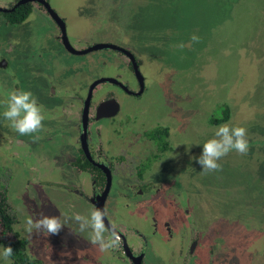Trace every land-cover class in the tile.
Wrapping results in <instances>:
<instances>
[{"label":"flooded vegetation","instance_id":"af4514ba","mask_svg":"<svg viewBox=\"0 0 264 264\" xmlns=\"http://www.w3.org/2000/svg\"><path fill=\"white\" fill-rule=\"evenodd\" d=\"M53 1L0 0V175L15 226L19 211L34 221L41 214L62 221L74 214L86 216L83 233L82 222L73 219L58 235L41 232L44 256L52 257V248L61 251L55 256L54 250L50 258L58 262L94 258L97 264H235L233 253L231 260L220 262L213 227L209 223L208 229L195 212L186 183L190 165L186 161L178 173L170 167L174 146L169 128L159 125L143 133L152 145L144 156L134 152L133 139L119 147L128 120H119L123 98L140 99L149 89L145 60L127 44L70 35L68 20ZM19 28H26V34H16ZM3 32L7 38L1 37ZM8 42L11 47L5 51ZM28 43L31 50L25 52ZM37 49L44 52L43 61L33 60L30 71L17 77L16 57L22 61ZM20 89L31 91L43 106L44 130L33 135L21 136L3 117L9 94ZM156 128L167 129L163 152L147 136ZM94 208L107 210L104 223L109 230L115 225L120 236L118 247L107 252L88 239ZM147 217L151 236L140 229ZM162 237L173 244L163 254L155 247ZM247 253L255 264H264V233Z\"/></svg>","mask_w":264,"mask_h":264},{"label":"rangeland","instance_id":"374dc122","mask_svg":"<svg viewBox=\"0 0 264 264\" xmlns=\"http://www.w3.org/2000/svg\"><path fill=\"white\" fill-rule=\"evenodd\" d=\"M53 5L67 18L70 35L124 43L145 60L149 89L140 99L123 98L119 120H128L119 147L133 139L134 152L144 156L152 145L143 133L167 126L174 146L170 167L178 173L186 161L190 165L183 179L196 214L208 229L209 223L213 227L220 262L231 260L233 253L235 264H255L247 251L264 233V0H54ZM25 29L15 32L22 36ZM193 35L200 37L198 43L192 42ZM31 44L25 45V52ZM10 47L8 42L3 50ZM20 59L16 57L13 67L22 79V71L29 72L33 60L43 61L44 52L37 49ZM224 107L229 119L211 123L213 118L221 120ZM222 124L248 130L249 152L242 156L232 151L220 161L222 171L201 174L202 166L192 157L202 154L203 144ZM4 185L0 175V191H7ZM18 213L15 231L29 240L33 259L71 264L50 259L54 250L55 256L62 253L53 248L52 257H45L44 236L35 230L27 233L24 213ZM146 221L140 229L151 236V218ZM172 245L163 237L155 243L162 254ZM0 264H6L2 255Z\"/></svg>","mask_w":264,"mask_h":264},{"label":"clouds","instance_id":"9594fccd","mask_svg":"<svg viewBox=\"0 0 264 264\" xmlns=\"http://www.w3.org/2000/svg\"><path fill=\"white\" fill-rule=\"evenodd\" d=\"M191 40L198 43L200 37L193 35ZM179 47L183 48L184 45L181 44ZM3 117L10 122L11 128L21 136L33 135L44 130L43 106L39 105L38 99L31 91L13 90L7 99ZM249 149L248 130L246 128L222 124L215 130L214 137L203 144L202 154L199 157H192V159L202 166L201 174H208L222 171L223 166L220 161L232 151L243 156L248 154ZM106 215V209L94 208L91 212V221L88 222L91 228L88 236L89 242L92 245H98L101 252L116 248L120 243V236L115 230L116 226L112 225L111 230L106 227L104 223ZM85 218L86 216L74 214L73 217H68L62 221L59 217H49L41 214L40 218L35 221L28 217L25 230L29 234L35 230L37 233L43 232L46 236L58 235L67 220L73 219L82 222L79 226V232L83 233L85 232V223H83ZM109 232L110 234L106 236L105 234ZM13 252L11 246H2L0 255H2L6 264H11L10 257Z\"/></svg>","mask_w":264,"mask_h":264},{"label":"trees","instance_id":"16d2710c","mask_svg":"<svg viewBox=\"0 0 264 264\" xmlns=\"http://www.w3.org/2000/svg\"><path fill=\"white\" fill-rule=\"evenodd\" d=\"M17 22H22L25 18ZM229 119L228 108L222 109L221 120L212 119L211 123L218 124L226 122ZM147 136L155 141L159 152H163L168 148V142L165 141L167 137V129L156 128L147 133ZM16 217L10 205L7 202L6 191H0V246H11L13 248V255L10 257L13 264H43L40 260L33 259L28 253V239L21 237L14 229Z\"/></svg>","mask_w":264,"mask_h":264},{"label":"water","instance_id":"95a60500","mask_svg":"<svg viewBox=\"0 0 264 264\" xmlns=\"http://www.w3.org/2000/svg\"><path fill=\"white\" fill-rule=\"evenodd\" d=\"M111 47H112L111 45H95L94 46L95 49H103V48H111ZM139 78H140L141 81H143L141 76ZM116 113H117V111L115 112V114Z\"/></svg>","mask_w":264,"mask_h":264}]
</instances>
